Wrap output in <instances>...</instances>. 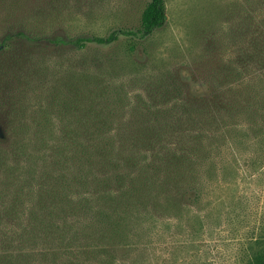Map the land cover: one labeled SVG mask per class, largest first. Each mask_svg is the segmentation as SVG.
I'll return each instance as SVG.
<instances>
[{
    "label": "trees",
    "instance_id": "1",
    "mask_svg": "<svg viewBox=\"0 0 264 264\" xmlns=\"http://www.w3.org/2000/svg\"><path fill=\"white\" fill-rule=\"evenodd\" d=\"M165 21L164 0H149L136 31L32 40L74 51L106 48L122 37L145 41ZM24 37L11 34L0 43V68L8 70L0 72V89L5 77L16 81L6 72L31 78L32 89L48 82L35 77L42 63L35 66L34 55L7 60L2 53ZM245 61H227L222 71L208 62L211 71L199 77L205 92L175 77L173 92L157 99L154 90L123 98L116 89L105 93L110 74L92 76L84 62L78 82L91 79L89 88L58 85L73 76L67 74L48 82L45 101L30 110L15 100L2 103L0 91V264H152L158 231L174 225L188 233L184 223L203 217L209 185L229 183L234 121H264L262 80L254 72L256 82H240L245 77L235 68ZM62 87L72 93L61 95ZM240 88L250 96L242 111ZM251 242L244 264H264V235Z\"/></svg>",
    "mask_w": 264,
    "mask_h": 264
},
{
    "label": "rangeland",
    "instance_id": "2",
    "mask_svg": "<svg viewBox=\"0 0 264 264\" xmlns=\"http://www.w3.org/2000/svg\"><path fill=\"white\" fill-rule=\"evenodd\" d=\"M148 3L149 0H0V43L7 35L25 36L2 53L7 60L27 52L34 55V65L42 63L35 77L49 83L73 73L58 85H77L80 76L84 79V62L92 76L110 74L106 82L111 89L105 93L116 89L122 98L154 90L157 99L165 92H173L175 77L187 82L193 91L205 92L199 77L211 71L207 66L211 61L217 62L222 71L227 61L245 59V64L235 67L245 77L240 82H256L255 72L257 80H262L258 83L264 84V0H164L166 21L160 30L145 41L122 37L106 48L89 45L74 51L40 40L104 38L117 29L136 31ZM6 64L2 61L3 66ZM3 71L8 70L0 68ZM6 74L16 81L11 85L7 77L2 80V103L15 100L27 111L45 101L48 82L43 88L37 83V88L32 89L31 78L23 82L21 76L11 77L13 72ZM49 76L53 78L48 80ZM158 78L166 81L153 83ZM87 82L81 80L79 87L89 88ZM59 90L61 95L72 93L63 87ZM243 91L240 88L237 92L239 111L250 97ZM251 114L255 117L256 112L252 109ZM234 123L238 127L232 140L235 161L231 163L229 183L221 179L209 185L203 217L184 223L188 233L174 225L166 232L158 231L151 247L152 264H244L251 241L264 235V121L241 118ZM180 245L185 246L178 249Z\"/></svg>",
    "mask_w": 264,
    "mask_h": 264
}]
</instances>
